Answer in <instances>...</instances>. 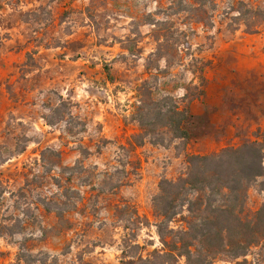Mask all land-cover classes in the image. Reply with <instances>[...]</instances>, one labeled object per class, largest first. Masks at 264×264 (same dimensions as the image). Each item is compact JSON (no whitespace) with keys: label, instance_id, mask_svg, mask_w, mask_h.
I'll return each mask as SVG.
<instances>
[{"label":"rangeland","instance_id":"obj_1","mask_svg":"<svg viewBox=\"0 0 264 264\" xmlns=\"http://www.w3.org/2000/svg\"><path fill=\"white\" fill-rule=\"evenodd\" d=\"M205 1L212 27L174 14L172 0H0V264H120L131 233L147 257L161 248L160 182L183 175L187 155L264 133V23L258 34L244 26L264 0ZM149 21L165 22L169 41L165 59L149 63L160 89L179 101L207 65L202 96L180 103L207 126L197 139L130 153L121 148L138 132L130 106L157 50ZM263 202L255 184L247 208ZM74 203L62 231L55 212ZM131 207L149 225L135 229ZM245 260L264 264V249Z\"/></svg>","mask_w":264,"mask_h":264},{"label":"trees","instance_id":"obj_2","mask_svg":"<svg viewBox=\"0 0 264 264\" xmlns=\"http://www.w3.org/2000/svg\"><path fill=\"white\" fill-rule=\"evenodd\" d=\"M206 4L205 0H172L169 8L175 10L174 14L192 12L193 22L212 27ZM246 15L245 32L258 34L264 23V10L250 8ZM148 24L155 28L157 50L149 55L148 78L136 86L130 106V118L138 125V132L129 138L126 147H121L130 153L146 143L165 147L175 140L197 139L204 135L207 126L204 118L195 117L188 106L180 105L202 96L200 87L204 84L207 65L198 70L200 87L194 85L193 93L187 89L179 101L160 89L158 77L151 74L149 63L153 58L165 59L161 51L169 41L164 33L165 22L149 21ZM256 138L258 140L209 155H187L185 173L175 180H162L152 200L160 250L143 257L136 235L126 234L120 264H179L180 261L214 264L221 259L232 262L243 259L237 264H247L245 258L252 250L264 249V202L256 211L247 208L248 190L260 184L264 191V133ZM64 192L65 195L70 190ZM74 194L81 200L78 193ZM70 208H58L55 212L56 226L62 231L71 229L66 214L76 209L75 203ZM115 210L119 212L118 207ZM130 214L128 220L135 229L149 225L132 207ZM124 230H129V226L125 225Z\"/></svg>","mask_w":264,"mask_h":264}]
</instances>
